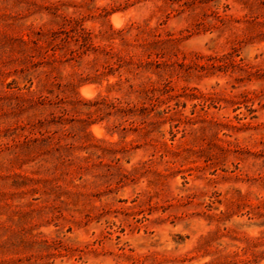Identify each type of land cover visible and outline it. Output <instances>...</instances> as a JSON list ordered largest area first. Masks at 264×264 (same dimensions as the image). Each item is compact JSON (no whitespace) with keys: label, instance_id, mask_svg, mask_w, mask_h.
Wrapping results in <instances>:
<instances>
[{"label":"rangeland","instance_id":"rangeland-1","mask_svg":"<svg viewBox=\"0 0 264 264\" xmlns=\"http://www.w3.org/2000/svg\"><path fill=\"white\" fill-rule=\"evenodd\" d=\"M52 1L0 0V41L26 32ZM74 1L106 5L113 28L148 22L177 38L178 59L191 66H176L172 79L182 122L174 137L168 122L155 135L166 151L93 117L97 178L67 177L57 199L42 183L36 193L11 187L7 175L31 168L0 155V264H264V0H189L168 17L155 6L164 0ZM106 84L82 82L75 96L104 94Z\"/></svg>","mask_w":264,"mask_h":264},{"label":"trees","instance_id":"trees-1","mask_svg":"<svg viewBox=\"0 0 264 264\" xmlns=\"http://www.w3.org/2000/svg\"><path fill=\"white\" fill-rule=\"evenodd\" d=\"M164 1L155 6L165 17L185 12L192 4ZM38 13L39 22L24 26L26 32L4 35L0 41V155H6L12 166L31 168L30 175L15 171L7 175L10 186H30L36 193L32 186L42 183L43 193L57 199L65 193L61 182L67 177L82 180L90 173L97 178L91 172L102 158L87 132L93 117L110 123L121 138L135 133L145 145L159 144L169 151L170 146L155 135H163L161 127L168 122L174 137L173 128L182 119L177 118L180 94L172 79L176 66L191 68L178 59L177 38L171 33L163 37L148 22L113 28L106 5L55 0L40 5ZM109 77L115 80L109 82ZM103 80L106 93L85 101L75 96L80 83ZM80 102L87 104L86 111ZM149 162L152 159L142 166ZM132 172L119 177L128 178Z\"/></svg>","mask_w":264,"mask_h":264}]
</instances>
